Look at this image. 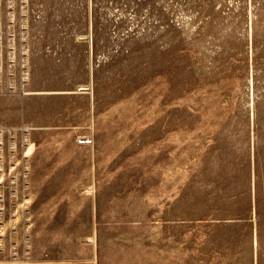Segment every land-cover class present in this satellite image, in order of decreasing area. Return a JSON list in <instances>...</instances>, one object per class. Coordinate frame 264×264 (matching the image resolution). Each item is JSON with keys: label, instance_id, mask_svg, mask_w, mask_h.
Returning a JSON list of instances; mask_svg holds the SVG:
<instances>
[{"label": "rangeland", "instance_id": "1", "mask_svg": "<svg viewBox=\"0 0 264 264\" xmlns=\"http://www.w3.org/2000/svg\"><path fill=\"white\" fill-rule=\"evenodd\" d=\"M0 264H264V0H0Z\"/></svg>", "mask_w": 264, "mask_h": 264}, {"label": "built area", "instance_id": "2", "mask_svg": "<svg viewBox=\"0 0 264 264\" xmlns=\"http://www.w3.org/2000/svg\"><path fill=\"white\" fill-rule=\"evenodd\" d=\"M92 141L90 140V139H88V138H83V139H81V143L82 144H90Z\"/></svg>", "mask_w": 264, "mask_h": 264}]
</instances>
